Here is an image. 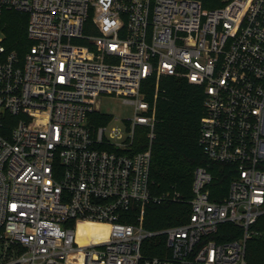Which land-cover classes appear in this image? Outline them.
Listing matches in <instances>:
<instances>
[{
  "label": "built area",
  "instance_id": "2783aa9c",
  "mask_svg": "<svg viewBox=\"0 0 264 264\" xmlns=\"http://www.w3.org/2000/svg\"><path fill=\"white\" fill-rule=\"evenodd\" d=\"M6 12L28 16L25 50L7 45ZM162 76L203 89L199 143L235 176L222 196L197 167L189 221L149 231L143 83L156 99ZM104 96L134 106L127 137L97 123ZM263 215L264 0H0V264H248ZM223 224L242 237L219 242ZM159 236L168 255L143 254Z\"/></svg>",
  "mask_w": 264,
  "mask_h": 264
},
{
  "label": "trees",
  "instance_id": "16d2710c",
  "mask_svg": "<svg viewBox=\"0 0 264 264\" xmlns=\"http://www.w3.org/2000/svg\"><path fill=\"white\" fill-rule=\"evenodd\" d=\"M7 45L9 48L25 50L26 25L28 16L18 12H6ZM157 81L151 78L143 83L146 98L156 108L155 139L152 145L150 171V192L159 199L168 192H176L179 201H160L154 198L145 205L143 226L149 231L163 230L187 223L191 216L193 198L192 184L194 171L199 166H208L214 176L213 189L227 194L234 178L235 166L211 163L199 143L200 123L204 115V92L200 86L192 85L185 79L162 76L158 81V94L154 98ZM98 124L107 118L95 115ZM136 151L145 150L148 139L145 129L137 133ZM174 194V193H173ZM222 200L224 198H211ZM139 213V212H137ZM243 231L232 224L219 227V242H229L242 237ZM143 254L151 257L168 255L166 238L154 237L142 246ZM246 259L248 264H264V215L251 227L247 241Z\"/></svg>",
  "mask_w": 264,
  "mask_h": 264
},
{
  "label": "rangeland",
  "instance_id": "374dc122",
  "mask_svg": "<svg viewBox=\"0 0 264 264\" xmlns=\"http://www.w3.org/2000/svg\"><path fill=\"white\" fill-rule=\"evenodd\" d=\"M135 115L134 106L130 104H125L122 98L115 96H104L101 102V117L102 119L107 118V120H102L109 131L112 129H119L124 136H128L126 122L129 119H132ZM176 192H168L167 194L173 195ZM141 212L136 213V217L132 220V223H136L138 218H140ZM145 214V209H144Z\"/></svg>",
  "mask_w": 264,
  "mask_h": 264
}]
</instances>
